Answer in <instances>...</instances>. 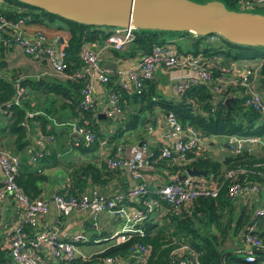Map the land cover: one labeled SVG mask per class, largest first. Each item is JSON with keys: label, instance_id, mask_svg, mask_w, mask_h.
<instances>
[{"label": "trees", "instance_id": "1", "mask_svg": "<svg viewBox=\"0 0 264 264\" xmlns=\"http://www.w3.org/2000/svg\"><path fill=\"white\" fill-rule=\"evenodd\" d=\"M219 1L230 10H235L234 5L239 2V0ZM0 15L11 22L22 19L23 24L33 23L40 27H46L54 21L61 24L58 29H63L66 33V41L61 43L60 47L65 51V71L67 73L80 66L78 53L82 45L102 44L111 30V27L90 26L70 21L17 0H0ZM12 31V29L5 27L4 31L0 32V113L8 116L7 125L0 126V135L7 133L13 137L10 144L3 143L2 145H9L16 152L21 151L24 147L31 145L32 134L37 131L34 144L36 139L40 137L45 139L49 137V140H45L42 146L52 142L56 137L52 119L64 123L61 114H58V110L64 109L68 111L72 119L76 120V125L87 127L94 135L93 141L85 144L76 134L71 137V133L65 131L66 137L71 140L72 148L85 150L92 147L93 143L96 144L104 136L97 129L94 108L84 111L79 106L80 80L67 78L64 80L54 78L30 79L14 77V73L10 74L8 79L3 78V71H5L3 58L5 51L13 45L14 34ZM186 34L191 33L187 31L134 29L133 39L129 42L130 55H133L137 50L141 51L142 55L146 54L153 45L168 44L166 41L168 37ZM208 36L209 34L196 36L192 42L191 50L188 52L192 55L200 54L203 60L217 58L218 63L222 65L243 59H260L259 83L260 87H264V46L234 44L221 37L215 41H209ZM175 50L179 53L180 47L177 46ZM113 52L116 57L121 56L118 51ZM114 78L115 75L110 74L107 85L111 90L117 88ZM16 79H19V85L27 92L21 94L18 101L14 102L16 95L14 81ZM151 80L152 78L145 80L138 93L121 91L120 98L122 95L131 94L132 98L144 103L141 105V111L144 112H150L152 106L157 105L164 114L172 113L181 126L191 125L206 139L216 136H237L241 138L257 137L264 140V118L257 111L245 106L239 95L223 93L220 97L215 98L209 85L198 84L188 88L180 95L177 94V100L166 99L156 94L154 83ZM30 91L32 93L40 92L45 96L40 111H38L36 103L34 107L30 104L32 100L28 94ZM228 96H231V100L228 105H225L223 99ZM57 98H61L63 102L58 108H55L53 104ZM139 114L140 112L131 116L125 123L126 129L132 134L140 120ZM111 119L113 118H108V120ZM144 122H148V119L145 121L144 118ZM63 126L65 128L70 127L66 123ZM105 141L106 147L109 148V156H113L115 147L118 145L116 143L119 141L126 142L120 144L132 143V140L128 138L119 140L118 134L112 135ZM33 146L36 152L35 160L42 168L47 160L44 153L45 146L42 147L43 149L36 144ZM149 150V162H151L152 167L164 168L167 175L171 176L176 173L183 174L186 168L195 167L206 170L202 179H211L218 183L223 180L224 173L232 168L242 167L246 169V172L224 179L216 196L197 197L186 208H181L177 214L165 211L164 215L157 216L155 209L158 208L155 207L135 226L142 231V235L139 233L131 234L125 242L109 244L102 249L101 253L92 255L90 258L81 259L77 257L71 261H60V263L96 264L99 258L109 256L114 259L113 263L119 264V262L127 261L134 256L130 249L137 242L146 246L149 251L144 264H178L173 251L182 245L187 246L196 254L198 264H264V253L260 250L258 253L252 254V261H246V254L239 252L225 254L223 263L220 260L222 253L232 251L231 249L234 250L233 238H238L244 232L246 225L253 223L257 226L258 221L264 218L255 217L253 219L250 215L251 208L246 205L239 206L238 212H236L235 198H230L227 195V186L234 181L254 183L257 188L259 183L264 184V143L260 146L258 155L243 150L239 154L227 156L222 161H218L207 153L196 156L187 153L184 159L177 160L174 165L171 164L170 160L160 158L159 150L156 148ZM39 166L32 167L25 158H22L19 160L18 170L14 176L15 184L20 192L29 199L40 197V183L46 179V176L40 172ZM114 170L116 169H109L105 163L102 168L93 162L81 163L68 173L71 182L69 186L57 190L56 193L74 195L83 188L103 183L104 178L110 176ZM170 180L167 178L165 183ZM248 196L251 197V195ZM147 198H155L158 206L166 209L165 203L154 194L140 196L137 203L131 201L127 202L126 205L144 209L142 202ZM254 231L252 234L264 243V230L257 226ZM105 240H111L110 236L105 237ZM131 260L133 259L131 258Z\"/></svg>", "mask_w": 264, "mask_h": 264}, {"label": "built area", "instance_id": "2", "mask_svg": "<svg viewBox=\"0 0 264 264\" xmlns=\"http://www.w3.org/2000/svg\"><path fill=\"white\" fill-rule=\"evenodd\" d=\"M239 6L241 9L261 7L264 6V0H239ZM22 24V19L11 22L0 15V32L4 31L5 27L12 29L14 34L13 45L17 46L23 55L32 59L41 58L45 60L54 73L61 74L67 79L81 81L79 106L84 111L94 108L93 81L107 84L110 74H114L117 88L115 90L109 88L106 101L101 108L107 118H114L116 114L121 112L120 92L129 90L135 93L140 92L144 81L152 78L154 66L161 64L168 70L178 71L179 74L172 84L176 94L180 95L188 88L198 84L209 85L215 98L220 97L223 93L229 95L230 89H239L237 95L243 99V104L257 111L264 118V97L259 89L258 74L261 61L255 66L247 65L238 77L228 80L225 75L233 71V63L222 65L218 62L211 63L209 60H203L200 54H179L175 47L168 43L153 45L146 54L141 55L134 66L124 72L115 71L116 69L113 72L100 70L98 61L101 60L103 53L110 50L120 51L124 45L133 39L135 28L128 26L111 28L109 35L97 48L91 49L88 44L82 45L78 53L80 66L67 73L65 71V51L61 47L46 44V38L41 31H36L27 38L21 37L19 32ZM217 38L216 35L208 36L209 41H215ZM14 86L16 92L14 102H17L21 94L27 91L19 85V79L14 81ZM164 121L166 125L165 135L170 140V144L159 147L160 158L170 160L171 164L174 165L177 160L184 159L187 153H192L194 156L206 153V140L195 128L191 125L181 126L170 112L164 114ZM73 132L85 144L93 141V133L85 126L75 125ZM45 140H49V137L46 139L40 137L36 139L35 144L42 147ZM263 143L264 140L257 137L226 136L225 141L226 147L234 155L243 150L250 152V144ZM149 152L150 150L144 142L139 143V145L120 144L115 147L113 156H106L105 164L109 169L122 170L135 182L131 188L112 196H106L98 187L90 186L83 188L74 195L54 193L48 199L42 197L29 199L22 195L14 181L19 166L18 158L0 146V174L2 176L0 207L6 198H10L18 214V220L4 243V248L13 264H44L38 253L40 249L48 257L58 262L71 261L77 257L87 259L92 256H85L77 249L76 244L84 239L79 233L59 235L54 226L47 233L40 232L31 238L28 237L29 229L36 227L37 220L46 212L49 201L53 203L59 216H66L75 210L85 211L93 224L96 223L98 215L102 213L119 216L123 219L122 229L115 232L110 238L111 244H120L128 240L131 234L139 233L142 235V231L135 226L155 207L158 208L155 209L157 216L164 215L165 211L177 214L181 208H186L197 197L216 196L224 179L246 172V169L242 167L232 168L224 173L223 180L218 183L211 179H202L199 176H185L178 181L177 178L180 173H176L172 175L169 182L163 183L155 189H149L142 178L144 170L152 169V164L149 162ZM34 160L35 158L32 157V161ZM257 191L256 184L249 182L234 181L227 186V195L230 198H236L245 193L252 195ZM146 194H154L165 203L166 209L159 207L155 198L144 200L142 202L144 209L126 205L127 202L131 201L137 203L138 198ZM255 217H264V206L253 211L252 218ZM254 226L253 223L246 225L244 232L240 235L241 243L248 249L245 256L246 261L253 260L250 250H260L264 253V243L252 234ZM130 250L134 256L140 257L139 264H144L145 258L149 254L148 248L136 242ZM173 255L178 264H198L196 254L185 245L174 249ZM113 262L114 259L108 256L99 258L96 264Z\"/></svg>", "mask_w": 264, "mask_h": 264}, {"label": "crops", "instance_id": "3", "mask_svg": "<svg viewBox=\"0 0 264 264\" xmlns=\"http://www.w3.org/2000/svg\"><path fill=\"white\" fill-rule=\"evenodd\" d=\"M61 26L58 22L54 21L47 25L46 27H40L33 23H24L20 29L21 37H30L36 31L41 30L46 38V44L53 47H60L61 43L66 41V33L63 29H58ZM196 39V36L191 34L186 35H176L168 37L166 40L173 47H180L179 54L189 53L191 50L192 42ZM99 44L90 45L93 48H97ZM121 53L120 57H116L113 50L107 51L102 54L104 60L112 61L116 64L115 71L124 72L125 70L131 68L135 65L137 60L141 57V51L137 50L133 55H130V45L129 43L124 45L123 48L118 51ZM5 70L10 71L7 74H3V78L8 79L10 74L13 72L14 77H26L30 79L35 78H54L56 80H64L61 74L54 73L48 64L43 59H32L23 55L20 49L12 45L11 48L5 51L4 58ZM211 63H217V58L208 59ZM260 60H237L230 62L225 65H230L233 63V71H230L225 75V78L230 80L236 78L242 73L247 65H257ZM110 71V70H108ZM113 72V71H110ZM178 71L168 70L161 64H156L153 68L152 82L154 83L155 92L161 95L163 98L177 100V94L172 88V84L175 78L178 76ZM115 79V78H114ZM262 96L264 97V87L259 88ZM109 90V85L101 84L98 81H93L92 83V96L94 101V116L96 118V126L100 134H103V138L97 141L96 144L93 143L92 147L85 150H75L71 146V140H69L65 131L71 133V137L75 136L73 132L75 128L76 120L71 118L68 111L58 110V114H61L63 122L69 124L70 127L65 128L64 123H59L55 119H52L54 125L56 137H54L52 142L44 144V153L47 158L44 166L40 168L36 160L32 161V157L35 156V145L33 143L36 138V133L33 132L31 137L32 143L28 147H24L21 151H14L11 146H3L2 144H10L12 142V136L7 133L0 135V145L1 147L9 152L10 154L16 156L19 160L25 158L26 162L32 167L39 166L40 172H42L46 179L40 183V194L42 198H50L52 194L56 193L57 190L62 188H67L71 183L69 180L68 173L75 166L80 165L84 162H93L98 167H103L105 163L106 156H109V148L106 147V141L109 137L114 134L119 135V140L128 138L132 140L131 144H138L141 141L145 142L148 148L159 149L160 146H165L170 144V140L167 139L165 135V121L164 113L157 106H152L150 112L141 111V103L136 99L132 98L131 94L122 95L120 98L121 112L116 114V116L108 120L106 115L101 111L102 104L106 101L107 91ZM130 91V90H129ZM237 89H230L229 94H237ZM29 97H32L30 104L34 107L36 104L38 106V111L41 110L44 104V95L40 92H29ZM53 101V100H52ZM63 102L61 98H57L53 106L58 108ZM36 103V104H35ZM140 120L133 131H128L125 127V123L129 118L137 113H139ZM148 119V122L143 123V119ZM8 123V116L0 113V126H5ZM221 138L222 141L219 142L220 146L217 147L215 142L216 138ZM211 138H205L207 143L206 153L218 160L222 161L224 157L234 155L225 144L226 137L217 136ZM120 143H126L125 141H119ZM129 143V142H128ZM262 144H250L249 150L258 155L260 152V146ZM7 147V148H6ZM41 147V148H42ZM43 149V148H42ZM230 152V154H229ZM35 158V157H34ZM103 163V164H102ZM224 168V166H223ZM171 175H167L166 169L164 168H153L149 170H144L142 174L143 180L147 183L149 189H155L157 186L165 183L168 179H171ZM202 178V176H199ZM104 182L96 185L99 190L106 196H112L116 193L122 192L131 188L134 185V180H132L124 171L116 169L114 172L104 178ZM2 176L0 174V181ZM237 203L235 211L238 212V207L246 205L251 208L250 215L258 207L264 206V184H258V192L252 194L249 197L246 193L238 196L234 199ZM18 220V214L14 208L13 202L10 198H6L0 207V264H13L9 258L7 250L4 248V243L7 235L12 229L13 225ZM258 228L264 230V218L260 219L256 224ZM57 229L59 235H70L72 233L81 234L84 239L76 244L77 249L83 253L85 256L96 255L102 252V249L107 245L111 244V240H105V237L113 235L115 232H119L123 226V219L119 216H110L106 213L99 214L96 223L93 224L88 216L87 212L75 210L66 216H59L53 203L50 201L47 204L46 212L41 215L37 220V225L33 229H29L28 237L31 238L35 234L44 232L47 233L52 227ZM257 226H254L256 230ZM253 230V231H254ZM255 232V231H254ZM234 253H247L248 249L241 243L240 236L233 238ZM39 255L42 257L44 264H62L50 257H48L44 251L39 250ZM263 253V252H262ZM131 258L133 260H131ZM127 260L129 264H139L140 257L133 256ZM126 261L119 262V264H125ZM145 262V261H144ZM71 264V263H66ZM116 264V263H109Z\"/></svg>", "mask_w": 264, "mask_h": 264}, {"label": "water", "instance_id": "4", "mask_svg": "<svg viewBox=\"0 0 264 264\" xmlns=\"http://www.w3.org/2000/svg\"><path fill=\"white\" fill-rule=\"evenodd\" d=\"M61 18L90 26L128 27L183 32L195 36L216 35L228 42L264 46V15L227 9L219 0H17ZM91 49H94L92 46ZM100 70L114 71L116 64L98 61ZM231 96L223 99L228 105ZM139 145V143L137 144ZM206 170L186 168L185 176H204ZM231 251L220 255L223 257ZM256 254L257 250H250ZM246 254V253H244Z\"/></svg>", "mask_w": 264, "mask_h": 264}, {"label": "rangeland", "instance_id": "5", "mask_svg": "<svg viewBox=\"0 0 264 264\" xmlns=\"http://www.w3.org/2000/svg\"><path fill=\"white\" fill-rule=\"evenodd\" d=\"M191 1H194V2H198V3H203V2H205V1H207V0H191ZM234 9L236 10V11H243V12H250V13H259V14H263L264 15V6H261V7H251V8H246V9H241L240 8V6H239V2L238 3H235V5H234ZM11 71V70H10ZM10 71H3V74L5 75V74H7L8 72H10ZM13 73V72H12ZM11 73V74H12ZM217 137V136H216ZM222 141V139L221 138H216L215 139V142H216V144H217V147L219 148V146H220V144H219V142H221ZM206 150H207V147H206ZM229 154H230V152H229ZM125 264H129L127 261L125 262Z\"/></svg>", "mask_w": 264, "mask_h": 264}]
</instances>
